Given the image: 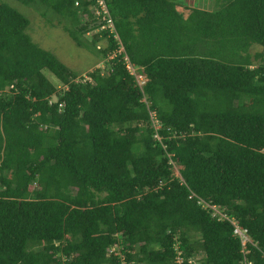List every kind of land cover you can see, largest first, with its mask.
Instances as JSON below:
<instances>
[{"label":"trees","instance_id":"16d2710c","mask_svg":"<svg viewBox=\"0 0 264 264\" xmlns=\"http://www.w3.org/2000/svg\"><path fill=\"white\" fill-rule=\"evenodd\" d=\"M15 1L106 67L77 80L0 4V264H264V0L187 19L173 0H106L121 54L109 31L83 38L104 24L96 0Z\"/></svg>","mask_w":264,"mask_h":264},{"label":"rangeland","instance_id":"374dc122","mask_svg":"<svg viewBox=\"0 0 264 264\" xmlns=\"http://www.w3.org/2000/svg\"><path fill=\"white\" fill-rule=\"evenodd\" d=\"M186 6H198L205 10H214L216 0H173ZM7 4L24 15L30 22L27 34L42 49L52 53L62 64L71 71L76 72L78 79H83L87 73L96 68L104 69L106 66L102 63L94 65L97 60V53L89 47H78L72 40L66 30L68 22L48 10L40 4L25 6L15 0H0V4ZM217 9V8H215ZM95 32V31H94ZM91 34H86L83 38H90ZM263 49L254 46L252 54L261 53ZM47 78L61 88L56 78L49 72L44 71ZM56 98H53L55 101ZM180 167L176 166L175 173H179Z\"/></svg>","mask_w":264,"mask_h":264},{"label":"built area","instance_id":"2783aa9c","mask_svg":"<svg viewBox=\"0 0 264 264\" xmlns=\"http://www.w3.org/2000/svg\"><path fill=\"white\" fill-rule=\"evenodd\" d=\"M91 10L94 12V15L96 17H100L102 20H104V24H102L99 29L95 30V32H92V33H88V34H101V32L103 31H109L110 34H113V38L118 42V50L116 51L117 54H121L124 52V48L120 42V39L117 35V32H116V29H115V25H114V21H113V18L111 17V14L109 12V9L107 7V3H106V0H96V4L94 6H91ZM91 37V36H90ZM108 43V40L107 39H102V44H107ZM101 48V45L99 44L97 46V49L99 50ZM115 57V54H113L110 58H114ZM124 59V62H125V65H126V68L127 70L136 78V81L138 82V84L140 86H142L147 80L145 78V76L143 74H139L138 71L136 70V68H134L127 56H124L123 57ZM85 81H88V82H91V78L88 77V75L83 78L82 82H85ZM150 116L156 126V130H158L160 127H159V124L157 123V120L155 119L156 118V113L155 112H151L150 113ZM155 137L159 140H161L160 136L158 134L155 135ZM176 168V166H175ZM174 168V170H175ZM175 175L177 177H180V174L178 173H175ZM204 203V202H202ZM213 211H214V214L215 215H219L220 217L222 218H225V216L222 214V212L219 211V208L217 207H210ZM236 234L242 239V246L243 248H245V244L246 242L248 241V237L246 235V233L244 231H242L239 227H236ZM245 252V250H244ZM177 262L178 264H181L182 263V260L181 259H177Z\"/></svg>","mask_w":264,"mask_h":264},{"label":"crops","instance_id":"0c3cea01","mask_svg":"<svg viewBox=\"0 0 264 264\" xmlns=\"http://www.w3.org/2000/svg\"><path fill=\"white\" fill-rule=\"evenodd\" d=\"M216 6H217V2L214 5V9H215ZM193 9H200V10L210 11V12L213 11V9L212 10H205V9L200 8L198 6H192L191 7V6H186V5H182V4H179V3L176 6V11L178 13H180L183 16L184 19H187L190 16V14L192 13Z\"/></svg>","mask_w":264,"mask_h":264},{"label":"clouds","instance_id":"9594fccd","mask_svg":"<svg viewBox=\"0 0 264 264\" xmlns=\"http://www.w3.org/2000/svg\"><path fill=\"white\" fill-rule=\"evenodd\" d=\"M146 78V77H145ZM147 80V79H146Z\"/></svg>","mask_w":264,"mask_h":264}]
</instances>
